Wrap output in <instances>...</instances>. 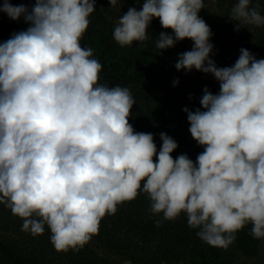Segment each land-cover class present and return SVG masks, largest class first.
<instances>
[{"label": "clouds", "instance_id": "obj_1", "mask_svg": "<svg viewBox=\"0 0 264 264\" xmlns=\"http://www.w3.org/2000/svg\"><path fill=\"white\" fill-rule=\"evenodd\" d=\"M250 4L231 8L236 30L264 25ZM202 8L204 0H143L113 30L120 47L132 46L149 39L158 18L171 32L159 33L156 53L190 39L176 70L218 81L216 94L204 87L199 108L182 109L203 147L193 161L172 157L178 144L165 132L157 151L153 134L129 123L130 90L99 82L102 64L80 44L95 0H34L31 8L4 0L0 12L29 25L0 42V204L22 220L21 231L37 236L47 227L57 252L79 251L102 218L142 192L157 227L183 212L210 246L227 249L248 224L264 239V59L242 47L232 66L218 67Z\"/></svg>", "mask_w": 264, "mask_h": 264}, {"label": "trees", "instance_id": "obj_2", "mask_svg": "<svg viewBox=\"0 0 264 264\" xmlns=\"http://www.w3.org/2000/svg\"><path fill=\"white\" fill-rule=\"evenodd\" d=\"M3 2L0 0V5ZM9 2L23 3L29 8L34 4V0ZM235 2L204 0L205 8L198 13L211 29L210 42L214 48L210 58L218 67L232 66L242 47L257 59H264V25H246L236 30L239 21L227 17ZM142 3L143 0H118L116 7H111L108 0H95L96 10L89 17L90 23L80 44L92 48L94 58L102 64L100 83L130 90L136 104L128 119L134 130L152 133L157 151L162 144L159 133L165 132L178 144L171 153L174 159L187 154L195 161L203 147L191 137L187 114L182 109L199 108L204 87L216 94L219 83L211 74L195 69L176 70L178 54L191 50L190 39L156 53L159 33L171 32L161 27L158 18H153L147 29L148 40L134 41L126 47L114 41L113 30L119 17L129 7L140 10ZM257 5L264 15V0H251L250 7ZM28 26L22 17L11 20L0 12V42ZM177 78L179 82L174 86L173 80ZM149 207L146 194L141 192L134 200L118 205L114 215L102 218L98 234L79 251L57 252L50 243L47 227L42 235L23 232L22 220L0 204V264H264V239L250 235L251 224L238 230L235 241L223 249L203 242L196 235L199 229L188 227L183 212L175 220L163 221L157 227L155 220L160 216H153Z\"/></svg>", "mask_w": 264, "mask_h": 264}, {"label": "rangeland", "instance_id": "obj_3", "mask_svg": "<svg viewBox=\"0 0 264 264\" xmlns=\"http://www.w3.org/2000/svg\"><path fill=\"white\" fill-rule=\"evenodd\" d=\"M210 1H212L213 3H216L217 0H210ZM174 59H175V55L172 56V60H174ZM155 92L157 94H160V95L162 94V92L160 90H155Z\"/></svg>", "mask_w": 264, "mask_h": 264}]
</instances>
